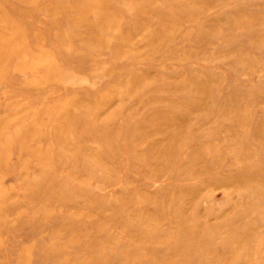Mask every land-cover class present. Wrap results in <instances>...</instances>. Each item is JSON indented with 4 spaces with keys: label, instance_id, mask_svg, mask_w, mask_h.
Wrapping results in <instances>:
<instances>
[{
    "label": "rangeland",
    "instance_id": "rangeland-1",
    "mask_svg": "<svg viewBox=\"0 0 264 264\" xmlns=\"http://www.w3.org/2000/svg\"><path fill=\"white\" fill-rule=\"evenodd\" d=\"M0 264H264V0H0Z\"/></svg>",
    "mask_w": 264,
    "mask_h": 264
}]
</instances>
